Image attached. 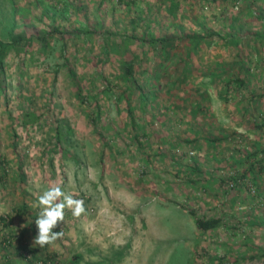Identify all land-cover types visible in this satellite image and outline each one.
Wrapping results in <instances>:
<instances>
[{"label":"rangeland","instance_id":"1","mask_svg":"<svg viewBox=\"0 0 264 264\" xmlns=\"http://www.w3.org/2000/svg\"><path fill=\"white\" fill-rule=\"evenodd\" d=\"M168 1L44 0L59 11L67 3V12L55 15V27L36 0L13 1L14 32L31 39L27 53L9 50L5 57L0 264H209L213 257L215 264H264V171L256 186L240 175L248 162L238 163L242 153L264 147V130L256 127L264 122V39L251 43V34L263 29L257 16L264 17V0H179L175 16ZM0 6L5 24L10 3L0 0ZM84 28L91 33L85 36ZM210 30L220 36L202 40L203 48L182 65L193 48L184 34ZM46 32L48 44L38 51ZM145 33L183 39L162 55L140 40ZM230 33L240 38L237 44L224 39ZM130 35L124 46L120 38ZM236 51L243 61L231 75L244 78L245 85L225 88L211 76L219 63L236 61ZM131 53L134 85L144 92L159 88L155 117L153 105L137 107L136 89L135 96L126 91L134 124L126 99L115 98L127 86L120 62ZM161 62L166 68L160 74ZM175 103L180 110L170 108ZM195 107L201 109L193 112ZM26 112L40 118L27 124ZM57 126L72 130L66 155L55 138ZM208 135L218 138L216 144ZM194 164L200 172L191 171ZM52 184L83 200L85 211L74 217L66 208L64 221L53 229L63 235L41 247L33 243L39 209L32 205ZM189 209L220 223L200 230Z\"/></svg>","mask_w":264,"mask_h":264},{"label":"trees","instance_id":"2","mask_svg":"<svg viewBox=\"0 0 264 264\" xmlns=\"http://www.w3.org/2000/svg\"><path fill=\"white\" fill-rule=\"evenodd\" d=\"M14 0H8V2L10 3V18L7 21V23L0 24V96H3L6 94V90H7V76H6V71H5V57L6 54L8 53L9 50H13L14 52H26V47L27 45L30 43V39L31 37H24L22 35L23 32L21 33H16L14 32V28L16 26V23L14 22V15L17 13L18 7L13 3ZM237 1V0H235ZM248 2H255V0H247ZM44 0H36V3L41 4V10H42V15L46 16V15H51V27H55L53 25L54 19H55V15L56 14H63L67 12L66 9V5L67 3H64L62 11L59 10H55L53 7L47 6L46 4H43ZM70 4V3H69ZM179 6V0H169L168 1V13L171 16H175L176 11L178 9ZM1 7V6H0ZM262 9V6L259 7V10ZM51 12V14H50ZM262 12V10L259 12V14ZM262 15V13H261ZM257 18H259L262 21V25H263V29H260L259 32H254L252 35V40L251 43H256L258 41H261L264 39V17L262 16H257ZM138 19L136 18L135 21L133 22L135 25H137L138 23ZM3 24V25H2ZM134 28H136L134 26ZM57 29V28H55ZM53 29L52 32H58V30ZM235 29V28H234ZM82 33H84L85 36H87L88 34H90L91 32L87 29L84 28L81 31ZM25 34V32H24ZM51 33L46 32L44 35L41 36L40 38V48L38 51L40 50H44L45 49V45L48 44V36H50ZM187 37L188 41H191L192 43V49H189L187 52H185V54L182 57V65H186L190 58L192 57V53L195 50H198L200 48H203V46L200 44L201 41H212V37L214 35L220 36V34L218 32H214L213 30H210V32H208V34H184ZM108 36L113 37V41H117L115 40L114 33H110ZM106 36V37H108ZM130 37H134V36H122L120 38L121 43L125 46L126 44H128L129 39H131ZM225 37V36H224ZM183 39L182 36H177V37H169V36H154V35H148V33H145L143 35V37H141V41L143 43H147L148 46H150L151 48H160V52L163 55V52L166 53V48L168 46H174V44H177L179 42H181ZM225 40H229L232 43H238V41L240 40V38L238 36H236L235 34H229L226 38H224ZM115 45V43H114ZM110 51V50H109ZM64 53V49L62 51ZM27 53V52H26ZM109 53V52H108ZM235 55L237 57V60L234 62H231L226 65V64H222L219 63L217 66V70L216 74H212V78L216 80V82L221 81L223 82V84L225 85V88H229L230 85H234L235 88H241L242 86L245 85V80L244 78L238 76H232L231 75V69L232 67L237 64V63H242V59L239 57L240 54L238 51L235 52ZM136 57V54H132L130 56H128L127 59H123L120 62L121 67V76L127 81V86L122 88L118 94V96H115V98H118L117 101H120L122 98L126 99V112L127 115L130 118V121L134 124L135 123V116H134V110L135 108L132 106L131 102H130V98L128 97V95L126 94V91L130 90L132 95H134L133 90H137V95L136 98L137 100H141L137 107L138 108H142L145 111V105L146 102L150 105H153L154 109H156V112L153 113V117H155L158 113V107L156 104H154L153 100L158 99V91L159 88L155 89V90H151L150 92H144L143 89L140 87H138L136 84L134 85V80L133 77L136 73L137 70H135V62L134 59ZM173 63V62H172ZM179 61H176L174 64H179ZM159 67H161V72L165 70L166 67L163 66V62H161V64L159 65ZM145 70H147L146 68H144ZM72 77L74 78L75 74L73 71H70ZM159 74V72H156L155 76H157ZM187 78V75L183 74V80ZM75 80V87H76V94L79 98H83L82 94H83V90H82V86L81 84L76 80ZM132 81V82H131ZM129 83V84H128ZM131 84V85H130ZM182 84H184V81L182 82ZM169 93V91H167ZM167 93V94H168ZM134 95V96H135ZM168 97H171L168 95ZM97 94L93 95V102L97 101ZM172 101V99H171ZM171 104V103H170ZM169 104V105H170ZM180 104L175 103L174 105L170 106V108H179ZM156 106V107H155ZM179 109H175V111L180 110ZM201 108H192L193 112H196L198 110H200ZM168 108H166V110L161 111V113L167 114ZM24 116L27 118L26 122L27 124H33L34 122H36L40 116L38 114H36L35 112H26L24 114ZM100 119V113L96 112L93 114V118H92V122L97 124L99 122ZM103 127V126H102ZM256 127L261 128L264 130V122L262 123H256ZM72 134V130L68 127H60L57 126L56 130H55V138L59 141V143L61 144V146L63 147V154L62 155H66L68 154V150H67V146L65 145V142L70 143L71 142V135ZM207 140L210 141L212 144H216V142L218 141V138L216 136H207ZM173 142H169L170 145H172ZM178 144V143H177ZM180 144V143H179ZM259 147H255L251 150H247L245 153H242V156L240 157V159L238 160L240 163V165L242 166L245 162H248V164L241 170L240 175L246 177V175L250 176L252 181L257 184L256 186H258V178L260 177V174L264 171V147L261 146V144L258 145ZM191 171L194 173H198L199 171V166L194 164V166L190 167ZM188 213L190 214V216H192L194 218V222L195 225L198 229L203 230V231H207L210 229H213L215 227H217V225L220 223V219L218 217H208V218H203V217H199L197 216V210L196 209H189ZM260 220L258 218H251L250 220H248V222L250 224L253 225H258V222ZM264 222L261 221V223L259 222V225H262ZM262 255H264V252L262 253ZM78 258V256H76ZM252 257H256L255 255H252ZM215 257L211 258L210 263L209 264H215ZM218 264H227L222 263V262H218ZM232 264V263H230Z\"/></svg>","mask_w":264,"mask_h":264},{"label":"clouds","instance_id":"3","mask_svg":"<svg viewBox=\"0 0 264 264\" xmlns=\"http://www.w3.org/2000/svg\"><path fill=\"white\" fill-rule=\"evenodd\" d=\"M32 207L39 212L35 219L38 233L33 238V243L43 247L51 244L63 235L62 231H53L59 222L64 221V210L67 208L74 217H79L84 211V202L74 198L71 192H65L61 186L52 184L47 190L37 195L36 203Z\"/></svg>","mask_w":264,"mask_h":264}]
</instances>
